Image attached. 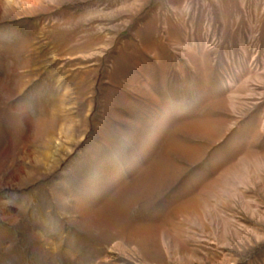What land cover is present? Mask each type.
<instances>
[{
    "label": "rangeland",
    "instance_id": "obj_1",
    "mask_svg": "<svg viewBox=\"0 0 264 264\" xmlns=\"http://www.w3.org/2000/svg\"><path fill=\"white\" fill-rule=\"evenodd\" d=\"M0 264H264V0H0Z\"/></svg>",
    "mask_w": 264,
    "mask_h": 264
},
{
    "label": "bare ground",
    "instance_id": "obj_2",
    "mask_svg": "<svg viewBox=\"0 0 264 264\" xmlns=\"http://www.w3.org/2000/svg\"><path fill=\"white\" fill-rule=\"evenodd\" d=\"M199 203H200V201H199ZM238 235V234H237Z\"/></svg>",
    "mask_w": 264,
    "mask_h": 264
}]
</instances>
